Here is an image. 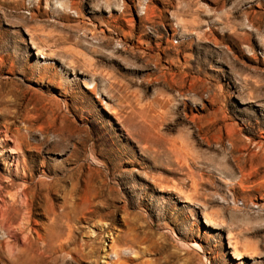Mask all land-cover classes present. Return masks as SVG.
<instances>
[{"label":"rangeland","instance_id":"1","mask_svg":"<svg viewBox=\"0 0 264 264\" xmlns=\"http://www.w3.org/2000/svg\"><path fill=\"white\" fill-rule=\"evenodd\" d=\"M0 264H264V0H0Z\"/></svg>","mask_w":264,"mask_h":264},{"label":"bare ground","instance_id":"2","mask_svg":"<svg viewBox=\"0 0 264 264\" xmlns=\"http://www.w3.org/2000/svg\"><path fill=\"white\" fill-rule=\"evenodd\" d=\"M45 140H46V137H45V138L43 137V138L41 139V143L44 142ZM175 144H176V143H175ZM186 145H187V144H186ZM157 155H158V154H157ZM169 156H170V155H169ZM168 158H169V157H168Z\"/></svg>","mask_w":264,"mask_h":264}]
</instances>
